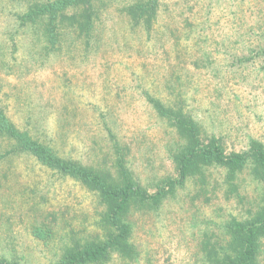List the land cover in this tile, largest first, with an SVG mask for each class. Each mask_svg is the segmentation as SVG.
<instances>
[{
    "label": "rangeland",
    "instance_id": "1",
    "mask_svg": "<svg viewBox=\"0 0 264 264\" xmlns=\"http://www.w3.org/2000/svg\"><path fill=\"white\" fill-rule=\"evenodd\" d=\"M33 1L0 0V106L63 157L117 180L111 134L134 183L154 194L177 176L178 139L147 96L183 107L226 153L264 146V0H159L149 35L119 12L127 0H105L90 45L69 34L57 52L42 50L38 25L18 26ZM207 173L204 189L191 180L157 208L131 207L135 256L104 264H209L204 246H224L223 224L263 190L248 169L236 181L243 201L225 199L224 171ZM103 211L93 192L30 156L0 157V256L11 264H55L99 240Z\"/></svg>",
    "mask_w": 264,
    "mask_h": 264
},
{
    "label": "trees",
    "instance_id": "2",
    "mask_svg": "<svg viewBox=\"0 0 264 264\" xmlns=\"http://www.w3.org/2000/svg\"><path fill=\"white\" fill-rule=\"evenodd\" d=\"M105 0H35L25 12L17 16L19 27L38 25V33L43 42L44 52L62 49L65 36L75 38L90 45L95 27L101 18ZM159 0H127L119 9L132 28L142 29L147 35L153 28L157 16ZM157 115L166 119L174 127L178 142L170 149V158L175 165L177 176L164 182V186L154 194H148L132 180L125 164L124 154L117 140H110L115 155L112 165L117 180L108 174L86 167L78 161L63 157L60 152L45 141L47 136L31 135L28 130L14 125L0 106V139L6 142V150L0 155L8 158L25 154L39 165L69 177L93 192L103 206L101 227L106 232L99 240L74 244L66 249L63 258L55 264H104L112 255L131 259L135 247L131 242L132 228L128 222L131 207L150 206L157 208L169 191L183 187L188 181H197L199 189L208 182V173L223 170L221 185L224 198L243 201L239 194L237 177L249 169L254 182L262 187L261 197L254 201L244 213L230 216L224 225L228 241L213 249L204 246L209 264H260L262 241L264 240V146L252 141L241 152L226 153L215 136L203 134L202 125L178 104L165 105L159 99L147 96ZM43 139V140H42ZM50 139V138H49ZM52 143V137H51ZM167 185V186H166ZM41 231L33 233L41 237ZM0 264H11L0 256ZM16 264V263H15Z\"/></svg>",
    "mask_w": 264,
    "mask_h": 264
}]
</instances>
